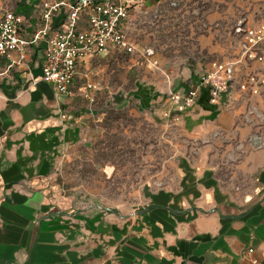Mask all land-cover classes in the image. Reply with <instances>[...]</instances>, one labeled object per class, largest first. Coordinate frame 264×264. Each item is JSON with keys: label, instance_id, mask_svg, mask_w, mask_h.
I'll use <instances>...</instances> for the list:
<instances>
[{"label": "crops", "instance_id": "0c3cea01", "mask_svg": "<svg viewBox=\"0 0 264 264\" xmlns=\"http://www.w3.org/2000/svg\"><path fill=\"white\" fill-rule=\"evenodd\" d=\"M121 1L132 8L166 0ZM113 53L80 62L70 95L41 80L42 49H34L29 71L9 69L0 56V264H264V90L251 96L235 84L220 106L207 96L211 109L199 101L183 113L188 130L204 132L205 146L194 163L182 160L180 183L147 188L141 205L68 195L61 164L98 138L110 103L109 82L90 68L98 59L111 65ZM251 70L264 80V64ZM197 80L169 93L140 85L134 96L169 118L170 93ZM90 83L97 85L89 91L94 103L77 92Z\"/></svg>", "mask_w": 264, "mask_h": 264}, {"label": "rangeland", "instance_id": "374dc122", "mask_svg": "<svg viewBox=\"0 0 264 264\" xmlns=\"http://www.w3.org/2000/svg\"><path fill=\"white\" fill-rule=\"evenodd\" d=\"M5 1L16 10L32 11L39 2ZM261 22L264 0H166L154 7L132 6L127 32L135 53H113L111 65L98 59L90 68L102 84L109 82L110 103L102 100L109 108L98 122V138L74 148L73 157L61 164L60 180L68 195L84 203L135 207L145 200L147 188L180 183L182 160L195 162L205 146L204 132L160 115L134 92L144 84L167 93L187 87L209 63L234 59L242 31ZM148 53L166 75L145 61Z\"/></svg>", "mask_w": 264, "mask_h": 264}, {"label": "built area", "instance_id": "2783aa9c", "mask_svg": "<svg viewBox=\"0 0 264 264\" xmlns=\"http://www.w3.org/2000/svg\"><path fill=\"white\" fill-rule=\"evenodd\" d=\"M130 8L128 1L121 0H39L31 15L26 16L0 0V56L10 60L9 69L26 67L29 71L34 49H42L41 80L59 94L70 95L75 92L80 62L110 51L135 53V42L124 25ZM58 17L62 19L56 22ZM242 32L239 53L234 59L209 63L195 85L170 93L173 116L169 118L179 120L183 113L197 106L204 90L213 106H220L224 96L230 99L235 84L244 94H262L264 80L251 67L253 63L264 64V22ZM145 61L163 71L159 62L152 60L151 53ZM90 90H97V85L77 88L78 93L94 103ZM62 118L72 119L68 114ZM248 253H253V249Z\"/></svg>", "mask_w": 264, "mask_h": 264}, {"label": "trees", "instance_id": "16d2710c", "mask_svg": "<svg viewBox=\"0 0 264 264\" xmlns=\"http://www.w3.org/2000/svg\"><path fill=\"white\" fill-rule=\"evenodd\" d=\"M38 1L39 0H35L34 2H38ZM17 11L19 13H21V14L28 15V14L31 13L32 8L31 7L30 8L29 7L28 8H19V9H17ZM200 105L203 106L206 109H211L212 108L210 105H208V102H207V91L206 90H204L202 92V96H201V99H200Z\"/></svg>", "mask_w": 264, "mask_h": 264}]
</instances>
